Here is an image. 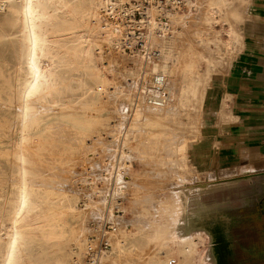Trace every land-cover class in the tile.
<instances>
[{
	"label": "rangeland",
	"instance_id": "rangeland-1",
	"mask_svg": "<svg viewBox=\"0 0 264 264\" xmlns=\"http://www.w3.org/2000/svg\"><path fill=\"white\" fill-rule=\"evenodd\" d=\"M202 1L201 9L188 5L168 14L169 31L166 29L155 36L157 41L161 36H175L176 44L166 55L161 43L153 38V43L160 49L156 59L142 54L130 57L111 44H103L105 73L115 79L117 92L114 94L110 89L101 96L92 89L94 82L88 76L87 65L73 61L69 66L57 67L56 72L66 81H62L52 95L56 101L54 105L48 104V95L41 94L39 89L35 92L25 90L21 80L15 78V74L22 76L28 67L30 42L37 35L29 30L21 34L12 20L15 15L4 18L0 10V153L6 148L23 153L31 186L34 189L53 186L54 191L56 188H59L58 192L64 191L66 198L77 202L80 216L66 215L68 235L59 241H43L34 232L28 246L31 264H52L57 258L69 259L70 264L74 248L82 246L91 223L106 218L117 221L119 226L108 254L111 264L162 262L168 244L179 247L183 244L169 236L168 219L163 217L162 210L170 204L183 205L185 195L189 193L187 189L193 179H198L190 157L191 151L200 147L201 139L205 143L203 131L215 124L225 125L229 120V113L224 112L227 103L221 93L223 86L219 82L238 50V42L226 47L219 37H214L218 43L214 47L212 43L195 42L199 36H214L204 20L206 0ZM246 3L247 0H232L231 6L241 12ZM21 17L18 13L17 22ZM240 20L227 13L225 19L221 17L215 24V30L223 36L222 31L229 24L239 29ZM61 21L58 19L47 29L64 32L62 29L66 24ZM183 38L188 44L191 40V49L199 48L211 57L212 72L203 80L202 86L205 89L213 87L214 95L211 94L201 107H197L194 100L193 105L184 106L178 99L180 91L170 94L173 85L166 82L164 90L168 93L166 103L172 104L170 112L161 117L143 112L140 104L146 105L145 94L152 92L146 93L143 87L151 85L152 64H161L163 60L171 62L177 45H183ZM61 45L62 50L72 56L74 44L64 42ZM185 60L188 64L194 63L198 70L204 68L205 62L196 61L194 54L186 55ZM147 72L149 76L143 77ZM179 77L184 79L180 69ZM35 83L39 88L40 81L36 79ZM40 94L46 100L39 99ZM3 167L0 164V168ZM37 211H32L31 218L33 223L40 224ZM73 232L81 234L80 242L69 235ZM177 255L183 257L181 253L171 257ZM0 264H19V261L13 256L0 257Z\"/></svg>",
	"mask_w": 264,
	"mask_h": 264
},
{
	"label": "bare ground",
	"instance_id": "bare-ground-1",
	"mask_svg": "<svg viewBox=\"0 0 264 264\" xmlns=\"http://www.w3.org/2000/svg\"><path fill=\"white\" fill-rule=\"evenodd\" d=\"M205 2L206 13L204 15V20L213 30L214 36H199L196 38L195 42L199 44L210 43V45L212 43L213 47L214 45H218L215 40L217 37L221 39L222 44L226 47H230L235 42H238L240 39V31L231 24H229L227 29L222 31L223 36H220L218 31L215 30V24L219 23L221 17L225 19L227 13L230 14L232 18L241 19L240 10L231 6L232 0H206ZM203 3L202 0H193L190 1L188 5L196 9H201ZM0 10L3 12L4 18L9 17V15H15L12 20L21 34L29 30L35 32L37 35L36 38L30 42L31 48L29 49L28 67L24 72L22 71V76L19 73L15 74V78L19 81L21 80L20 84L25 87V90L35 92L39 89L41 94L49 96V100H47L48 104L54 105L56 101L52 95L57 91L58 85L62 81H66L62 79L63 76L60 77L56 72V68L67 66L70 62L76 61L81 66H88L90 69L88 76H90L94 82L92 89L99 95L105 96L110 89H112L111 94L117 92L115 79H111L108 77L107 73H105L106 61L103 60L102 46L103 44L105 46V43L108 45L117 43L118 33L113 26L105 20L101 12V0H0ZM18 13L22 15L20 22L16 20ZM219 16L220 18L218 19ZM58 19L66 24L62 29L64 32L61 31L62 33H56L54 30L50 29L49 31L47 26L52 25ZM166 29L167 28H164L162 32ZM192 31L193 30H191V32ZM162 32L155 34L152 38L154 40L156 39V42L161 43V49L166 55L169 53L171 46L175 43L173 41L175 36L164 38L161 36L162 39L159 37L157 41L155 36L162 34ZM64 42L74 44L75 47L72 56L69 55L70 53L68 54L62 50L63 45H61V43ZM190 42L188 44L185 39L183 45H177L175 58H173L171 62L165 60H163L164 62L161 64L154 62L150 73L152 72L153 74L156 69L160 68L166 77L164 85L166 82L173 85L172 92L168 90L170 94L174 95L177 91H180L178 99L182 101L184 106L193 105L194 100L195 105L201 107L207 101L208 97L214 94L213 87L205 89V87L202 86L203 80L211 71V66H213V64L211 57L203 50L199 48L191 49ZM193 54L195 55L196 61L205 62L202 70L195 68L196 65L194 63L190 62L188 64L186 62V55L190 56ZM186 66H189V68H185ZM181 68H183L182 71ZM179 69L184 79L179 77ZM148 76L149 72L144 74L143 77L147 78ZM78 77L79 76H77V78ZM36 79L41 83L39 88L35 83ZM150 79H152V75ZM150 83L151 85H149V88H147V85H143L146 93L152 91V80H150ZM59 86H61V84ZM41 94L39 99L44 98L46 100L44 95L42 97ZM149 94L150 93L147 95L145 94L147 104H140V109L143 110V112H149L159 116L166 115L167 112H170L169 110L172 105L170 102L166 103L165 100V102L159 105L152 104L147 99ZM225 95L228 96V94ZM175 98L177 99V96ZM1 143L0 140V144ZM19 150L21 151V149ZM0 164L4 166L0 168V257L8 258L13 256L19 261V264H31L28 258L30 251L28 246L31 235L35 232L39 238L46 242L49 240L59 241L64 239V237L68 235L65 222L66 215L71 214V216H73L78 214L75 204L76 201H70V199L66 198L64 191L58 192L59 188H56L58 191H54V189H52L53 186L50 188L44 187L41 189H34L27 178L25 156L23 153L19 154L17 150L6 148L0 153ZM60 189L62 190V188ZM69 196L71 197V195ZM34 210H38L37 218L41 220L40 224L32 222L31 213ZM81 216L84 218V213ZM73 228H75V226ZM69 235L74 237L78 242L83 238H79L81 234H76L75 232L69 233ZM180 242L183 243L180 247L175 244L167 245V249L164 252L165 259H163L162 262L151 261L148 264H169V260L172 258L171 256H175L178 253H181L183 255L182 258L187 260L196 252L197 245L193 239L189 237L188 233L180 239ZM116 243H118V241H116ZM162 244L164 245L166 243ZM37 247L39 248V246ZM119 251H122V248L119 247ZM68 256L70 257V253ZM52 264H69V259L67 261L63 258H57Z\"/></svg>",
	"mask_w": 264,
	"mask_h": 264
},
{
	"label": "crops",
	"instance_id": "crops-1",
	"mask_svg": "<svg viewBox=\"0 0 264 264\" xmlns=\"http://www.w3.org/2000/svg\"><path fill=\"white\" fill-rule=\"evenodd\" d=\"M238 26L236 56L219 82L229 120L203 131L190 157L198 179L183 205L162 210L169 236L188 233L197 245L174 264H264V0H247Z\"/></svg>",
	"mask_w": 264,
	"mask_h": 264
},
{
	"label": "built area",
	"instance_id": "built-area-1",
	"mask_svg": "<svg viewBox=\"0 0 264 264\" xmlns=\"http://www.w3.org/2000/svg\"><path fill=\"white\" fill-rule=\"evenodd\" d=\"M192 0H101V12L118 33L113 46L124 55L138 54L156 59L159 46L152 37L168 28V14L180 11ZM152 92L147 96L150 103L159 105L168 97L164 90L166 77L158 69L152 74ZM119 230L117 221L103 219L92 222L89 234L80 248H74L70 264H111L108 254ZM170 258L169 264L175 263Z\"/></svg>",
	"mask_w": 264,
	"mask_h": 264
}]
</instances>
